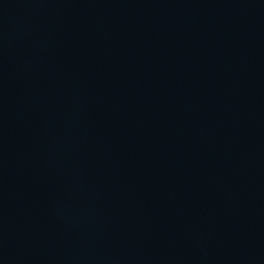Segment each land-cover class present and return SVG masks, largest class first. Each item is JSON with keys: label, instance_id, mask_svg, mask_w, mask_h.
<instances>
[{"label": "water", "instance_id": "95a60500", "mask_svg": "<svg viewBox=\"0 0 264 264\" xmlns=\"http://www.w3.org/2000/svg\"><path fill=\"white\" fill-rule=\"evenodd\" d=\"M0 264H264V0H35Z\"/></svg>", "mask_w": 264, "mask_h": 264}]
</instances>
